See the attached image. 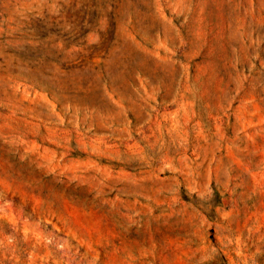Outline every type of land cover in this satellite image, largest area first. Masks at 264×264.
I'll list each match as a JSON object with an SVG mask.
<instances>
[{
  "label": "rangeland",
  "instance_id": "1",
  "mask_svg": "<svg viewBox=\"0 0 264 264\" xmlns=\"http://www.w3.org/2000/svg\"><path fill=\"white\" fill-rule=\"evenodd\" d=\"M0 264H264V0H0Z\"/></svg>",
  "mask_w": 264,
  "mask_h": 264
}]
</instances>
